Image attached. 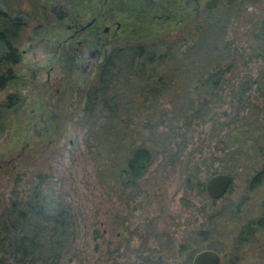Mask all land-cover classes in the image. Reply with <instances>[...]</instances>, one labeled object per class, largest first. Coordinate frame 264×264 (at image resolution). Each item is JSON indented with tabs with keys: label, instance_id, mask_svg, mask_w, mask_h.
<instances>
[{
	"label": "rangeland",
	"instance_id": "obj_1",
	"mask_svg": "<svg viewBox=\"0 0 264 264\" xmlns=\"http://www.w3.org/2000/svg\"><path fill=\"white\" fill-rule=\"evenodd\" d=\"M140 1L0 0V7L20 14L26 24L18 44L20 59L13 66L16 79L0 90V212L8 205L12 189L28 192L36 173L41 172L63 192L77 224L73 244L60 264H138L141 258L152 264H190L192 256L204 248L216 250L221 264H264V228L253 231L246 241L240 240L246 225L264 213V183L253 189L247 183L264 159V89L253 85L244 109L228 96L217 103L219 122H230L228 128L218 130V122L208 120L181 128L175 136L164 131L179 124L174 112L176 94L191 90L193 79L203 74L198 75L199 64L191 69L190 59V69L175 72L172 87L161 101L156 97L149 114H134L133 123L123 126L124 130L108 128L110 125L97 128L104 120L84 114L78 104L79 91L89 86L97 63L117 42L116 21L100 18L98 25L76 34L73 26L85 25L107 4L126 9L130 2L143 10ZM263 8L264 0H246L233 9L216 11L211 20L206 7H195L185 29L194 30L200 23L204 38L219 41L221 36L248 54L252 47L264 46L253 33ZM146 9L157 33L170 31L167 26L181 15L176 12L171 20ZM59 11L65 18H56ZM211 21L214 31L208 27ZM223 23L222 33L218 24ZM104 26L110 28L106 38L92 40L100 34L97 27L104 34ZM181 29L184 27L177 28ZM79 40L83 43L77 47ZM100 43V52L91 56L87 66L88 52ZM199 63L205 64L206 58ZM248 66L264 87V55L253 58ZM243 73L240 69L237 74ZM136 87L122 90L127 98L134 93L135 102L146 109L152 102L143 106V95ZM160 103L174 117L152 132L145 124L157 123ZM182 134L187 146L170 163ZM141 142L158 148L169 144L170 151L157 154L136 186H125L120 171L126 150ZM213 172L232 176L228 191L217 199L197 188Z\"/></svg>",
	"mask_w": 264,
	"mask_h": 264
},
{
	"label": "trees",
	"instance_id": "obj_2",
	"mask_svg": "<svg viewBox=\"0 0 264 264\" xmlns=\"http://www.w3.org/2000/svg\"><path fill=\"white\" fill-rule=\"evenodd\" d=\"M244 1L246 0H141L143 10L132 6L130 2L126 4V9L107 4L101 10H97L93 15L97 23L100 18L116 21L114 37L117 38V42L97 63L95 76L89 86L78 93V104L84 114L95 116V120L96 118L104 120V124L97 128L110 125L108 128L119 127L120 131L124 130L123 126L133 123L134 114L148 113V108L153 109V105H156L154 103L158 96L161 101V97L172 87L175 72L190 69V59L191 69H195L193 64L196 66L199 64L198 75L203 74L193 79L195 83L191 90L184 89L176 94L174 112L179 124L173 123L175 127L171 125L164 132L175 136L181 128L208 120L218 122V130L228 128L230 122H219L215 112V108L219 107L217 103L228 96L231 102L238 103L241 109H244L249 104L248 91L252 86L257 84L261 90L264 89L251 75L248 66L253 58L258 59L264 55V46L252 47L246 54L232 45L231 41L222 40L221 36L219 41L214 38H204V31L199 29L203 26L200 23H196L194 30L185 28L196 13L195 7H206L207 14L212 20L216 11L233 9ZM136 6L140 7L138 4ZM146 8L159 11L163 18L171 20L174 19L176 12H180L181 15L176 20L180 26L176 27H184V29L177 30L175 28L177 23L173 21L167 26L170 27V31L154 32L150 23L152 17L148 16ZM38 14L46 16V14ZM56 18H65V13L59 11ZM225 25L226 23L218 24L222 33L225 31ZM255 25L256 31L253 32L255 39L259 38L264 42V8ZM25 26L20 14H14L0 7V90L16 79L13 66L20 59L18 44ZM208 27L214 31L213 22ZM97 31L100 37L95 39L93 36L92 40L101 41L106 38L107 33L102 34L99 27ZM218 35L219 32H216V36ZM100 45L101 43L96 45L98 53ZM202 58H206L205 64L199 63V59ZM240 69H244L242 75L237 74ZM184 85L189 88L191 83ZM124 86L130 91L134 90V86L140 87L143 95L142 105L149 103V100L152 105L141 109L135 102L136 99L132 97L134 93H131L129 98L125 96L122 90ZM228 88L230 91L227 94ZM8 99L12 102L13 96L9 95ZM251 106L248 108L251 109ZM158 108L160 115L157 123L145 124L152 132L158 125L174 117V112L168 116L167 110L161 103ZM241 117L245 118L244 115ZM130 129L133 130V126ZM186 146L187 141L182 134L180 141H176L175 151L170 155L168 162H175ZM168 151H170L169 144L165 143L161 144L160 148L152 147L145 142L129 145V149L126 150L128 154L120 171L124 185L136 186V181L147 172L156 160L157 154H166ZM35 179L33 186L26 193L12 189L8 205L4 208V212H0V264H60L73 244L77 224L72 206L46 174L37 172ZM247 183L250 189L264 183V159L254 169ZM197 188L201 193H206L204 184L197 183ZM262 228H264V213L257 220H251L246 225L244 236L240 238L241 243L243 240L246 241L253 231ZM196 232L201 233L194 231V234ZM138 264H152V261L141 258Z\"/></svg>",
	"mask_w": 264,
	"mask_h": 264
},
{
	"label": "water",
	"instance_id": "obj_3",
	"mask_svg": "<svg viewBox=\"0 0 264 264\" xmlns=\"http://www.w3.org/2000/svg\"><path fill=\"white\" fill-rule=\"evenodd\" d=\"M232 183V176L226 172H216L204 181L205 192L214 199L223 196ZM191 264H221L220 254L212 248L198 250L191 260Z\"/></svg>",
	"mask_w": 264,
	"mask_h": 264
},
{
	"label": "flooded vegetation",
	"instance_id": "obj_4",
	"mask_svg": "<svg viewBox=\"0 0 264 264\" xmlns=\"http://www.w3.org/2000/svg\"><path fill=\"white\" fill-rule=\"evenodd\" d=\"M97 22H96V17L95 16H93L91 19H90V21H88L85 25H82V26H77V25H74L73 26V28H74V33L76 34L77 32H79V31H83L86 27H90V26H92V25H98V24H96ZM69 28H71V26L69 25ZM109 27L108 26H104V32H107V33H109V31H110V28L108 29ZM97 39L100 37V35H97V36H95ZM98 41V40H97ZM77 43V47H80L81 45H82V41H77L76 42ZM75 50H77V49H75ZM74 50V52H75V54H77V52ZM93 54H96V56L98 55V47H96V45H95V50H90L89 52H88V56H87V59L89 60L90 58H91V56L93 55ZM80 55H84V52H82V53H80L78 56H80ZM90 60L87 62V66H89V64H90ZM83 64H84V62H83ZM191 264V263H190Z\"/></svg>",
	"mask_w": 264,
	"mask_h": 264
}]
</instances>
